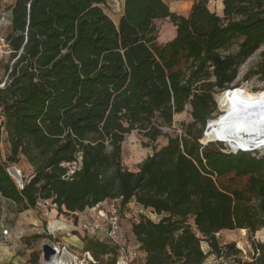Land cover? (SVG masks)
I'll list each match as a JSON object with an SVG mask.
<instances>
[{
    "label": "trees",
    "instance_id": "16d2710c",
    "mask_svg": "<svg viewBox=\"0 0 264 264\" xmlns=\"http://www.w3.org/2000/svg\"><path fill=\"white\" fill-rule=\"evenodd\" d=\"M208 4L196 0L185 17L164 0H126L117 25L104 0H16L3 29L10 59L2 63L0 117L10 155L0 161V194L18 214L44 201L76 215L120 200L121 210L134 203L159 217L131 226L144 264H205L201 239L218 258L264 264V243H253L244 261L216 238L264 228V156L225 152L226 143L205 145L204 137L210 123L209 139H219L216 96L237 91L240 68L264 47V0H223L222 14ZM165 20L176 36L161 44L156 23ZM253 76L264 79V52L243 80ZM187 107L193 121L184 134L166 133ZM134 132L152 147L137 172L122 159ZM162 137L165 146H152ZM22 161L32 174L20 189L7 170ZM78 162L70 173L66 166ZM230 175L247 178L244 188L221 183ZM83 241L92 264L110 255L108 264L117 263L108 240ZM39 261L33 253L30 263Z\"/></svg>",
    "mask_w": 264,
    "mask_h": 264
},
{
    "label": "rangeland",
    "instance_id": "374dc122",
    "mask_svg": "<svg viewBox=\"0 0 264 264\" xmlns=\"http://www.w3.org/2000/svg\"><path fill=\"white\" fill-rule=\"evenodd\" d=\"M164 1L168 4L172 12L187 17L191 11L193 3L196 0ZM15 2L16 0H0V36L4 34V22L8 20ZM104 2L106 13L118 25L121 15L123 14V0H104ZM222 3L223 0H209L208 7L211 11L222 14ZM156 26L159 33V43L167 44L175 38L176 28L169 20L158 21ZM263 52L264 47L248 59V61L240 68L239 78L234 84V86L239 87L235 93L240 94L241 97L248 101L264 103V79L259 76H253L248 81L243 80L244 76L248 72L256 69L260 65L263 60ZM4 56H6L5 50L0 48V86H3L6 79L2 63H7L10 59L9 56H6L5 58ZM229 97L230 93L227 92H223L222 94L216 96L217 104L220 102L217 107V118L221 112V116L223 117L231 109V107H227L223 103L221 104L222 100H226L230 104ZM219 107H221L222 111H220ZM192 121L191 109L190 107H187L184 113L175 116L173 126L171 128H166L164 131L171 135H183L185 131L184 125L189 124ZM216 135L218 136L217 131ZM167 142L168 140L162 137L155 144H152V146L161 148L165 146ZM225 152H232V150L226 149ZM256 152V155L259 158L264 156V148ZM151 154L152 147L149 140L146 139L143 134L134 132L125 139L123 144V165L128 170L137 172L140 165ZM9 155L10 144L8 137L0 125V161L3 164H7V158ZM79 166L80 162L66 167L69 169V172L72 173ZM14 168L18 172H16ZM7 171L8 173L10 171V174L18 187L20 184L24 183V179H28L32 174V168L25 161H22L18 165H9ZM19 179H21V183H18ZM246 182L247 178L238 179L234 178L233 175L221 179V183L227 186L229 190H241L246 185ZM251 207L254 209L257 208V202L253 201ZM9 212L10 215L13 214L12 210H9ZM113 213H115L119 218L121 229L126 236L127 245L134 248L139 247V245L131 233V226L133 222L140 219V216H145L154 222L159 221V217L155 216L151 211L141 213V210L134 203L130 204L126 209L121 210L120 200L105 202L97 209V211L88 210L84 213L76 215L60 214L55 206H51L46 209L38 207L35 210H30L17 215L16 217H12V220H17L18 223L14 228L10 229L13 233V239L7 245L9 247L16 248L19 252L18 256H21L25 260L24 264H31L30 260L33 253H39L41 256L42 246L45 242L60 244L61 248L66 247L68 251L72 252L79 259L80 262L87 261V252L85 250V243L83 239L85 237L93 238L94 236L86 230L87 224L100 223L102 228L107 230L110 228L109 221L111 218L110 216H112ZM36 235H41L43 238L35 239L34 236ZM216 238L219 245L223 248L226 245L234 244L236 249L241 251L239 258L244 261H250L253 255L252 244L257 242L264 243V228H261L253 235H251L246 229H237L234 231L224 230L218 233ZM201 240V249L207 253L208 260L215 258L218 262L217 264H235L234 258H218L212 252L209 244L204 239ZM112 258L113 257L111 255L106 256L97 264H108ZM207 261L205 264H209ZM144 263L145 256L143 253L139 252L137 264ZM38 264H43L41 259Z\"/></svg>",
    "mask_w": 264,
    "mask_h": 264
},
{
    "label": "bare ground",
    "instance_id": "6f19581e",
    "mask_svg": "<svg viewBox=\"0 0 264 264\" xmlns=\"http://www.w3.org/2000/svg\"><path fill=\"white\" fill-rule=\"evenodd\" d=\"M229 93L231 109L219 120L218 138L223 140L224 143H228L226 144L232 150V153L242 149L257 148L256 151L263 149L264 103L248 101L235 92ZM220 110L222 111L221 107ZM206 137L209 142L217 141L210 140L209 134ZM62 260L67 264H80L76 258H73L67 252L63 253Z\"/></svg>",
    "mask_w": 264,
    "mask_h": 264
},
{
    "label": "built area",
    "instance_id": "2783aa9c",
    "mask_svg": "<svg viewBox=\"0 0 264 264\" xmlns=\"http://www.w3.org/2000/svg\"><path fill=\"white\" fill-rule=\"evenodd\" d=\"M4 24L5 26L8 25L9 21L8 20L5 21ZM0 48L5 50L6 55L10 53L8 42L5 39L4 35L0 36ZM1 122H2V118L0 117V125H1ZM19 188L23 189V184H20ZM101 205L93 209H90V210L97 211V209ZM51 206H55V205H52L51 202L49 201L41 202L38 205V207H43L45 209ZM110 217L111 218L109 221V225H110L109 229L105 230L104 228H102L100 223H96V224H87L86 230L94 235L93 238L100 239V240H108L110 243H112L114 246L118 248L119 255H118L116 264H137V261L139 259V252H140L139 247L134 248V247L127 245L126 236L123 230L121 229L119 218L116 216L115 213H113L112 216ZM2 238L5 243H9L13 239L12 231H10L9 229L2 230ZM51 244H52V247L56 250V255L53 256L50 259V261L46 262L43 260V254H41L40 259L42 260L43 264H65V263L67 264V262L64 263V261L62 260L64 252H67L73 258H76L80 264H90L93 261L92 255L89 252L86 253L87 261L80 262L79 259L72 252L68 251L66 247L61 248L60 244H55V243H51ZM207 262L209 264L218 263L215 258H211Z\"/></svg>",
    "mask_w": 264,
    "mask_h": 264
},
{
    "label": "crops",
    "instance_id": "0c3cea01",
    "mask_svg": "<svg viewBox=\"0 0 264 264\" xmlns=\"http://www.w3.org/2000/svg\"><path fill=\"white\" fill-rule=\"evenodd\" d=\"M126 0H123V8ZM122 16V15H121ZM9 210L13 211L10 215ZM22 214V213H21ZM20 215L16 211V206L13 202L4 199L0 194V264H24L25 260L18 256L19 252L14 247H9L3 241L2 230L14 228L18 221L12 220V217ZM6 226V227H5ZM11 231V230H10Z\"/></svg>",
    "mask_w": 264,
    "mask_h": 264
},
{
    "label": "water",
    "instance_id": "95a60500",
    "mask_svg": "<svg viewBox=\"0 0 264 264\" xmlns=\"http://www.w3.org/2000/svg\"><path fill=\"white\" fill-rule=\"evenodd\" d=\"M227 93H229L230 92V90H227L226 91ZM209 129H210V124L208 123V125H207V127H206V131H205V133H204V137L205 136H207L209 133H208V131H209ZM214 142H216V141H210V142H207L205 145H207V144H209V143H214ZM217 142H222V143H224L223 142V140H220V139H218L217 140ZM204 144V143H203ZM261 147V146H260ZM259 147V148H260ZM257 149V148H256ZM256 149H242L241 151H243V152H256ZM236 153V152H235ZM234 153V154H235ZM15 169V168H14ZM16 170V169H15ZM16 172H18L17 170H16ZM19 174V173H18ZM9 175L12 177V175L10 174V171H9ZM18 183H21V179H19V181H18ZM42 254H43V260L44 261H46V262H48V261H50V259L53 257V256H55L56 255V250L52 247V244L50 243V242H45L44 244H43V246H42Z\"/></svg>",
    "mask_w": 264,
    "mask_h": 264
}]
</instances>
